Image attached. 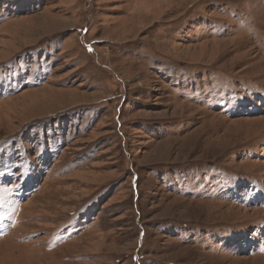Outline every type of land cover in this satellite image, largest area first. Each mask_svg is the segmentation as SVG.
Listing matches in <instances>:
<instances>
[{"label":"rangeland","instance_id":"rangeland-1","mask_svg":"<svg viewBox=\"0 0 264 264\" xmlns=\"http://www.w3.org/2000/svg\"><path fill=\"white\" fill-rule=\"evenodd\" d=\"M0 264H264V0H0Z\"/></svg>","mask_w":264,"mask_h":264}]
</instances>
